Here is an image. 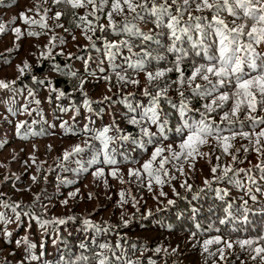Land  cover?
<instances>
[{"label":"trees","instance_id":"trees-1","mask_svg":"<svg viewBox=\"0 0 264 264\" xmlns=\"http://www.w3.org/2000/svg\"><path fill=\"white\" fill-rule=\"evenodd\" d=\"M109 9L110 3L103 12L92 15L91 5L74 9L51 0H0V24L5 27L0 32V80L15 81L10 88L0 89V212L12 221L0 222V264H98L97 254L101 252L108 257L106 264H126L127 260L137 259L139 264H264L259 257L252 260L255 253L239 244L226 250V261L215 255L222 244L210 245L208 253L202 249L205 239L217 235L231 241L253 239L256 243L252 247L264 246L258 240L264 235V137L256 135L264 129V123L245 119L246 111L231 116L229 101L222 109L207 114L205 122L212 124L215 131L208 143L199 145L194 158L184 159L185 153L179 148L188 130L177 129L185 120L199 121L206 111L204 105L211 103L213 96L235 91L234 79L216 85L212 95H203V89L192 91L196 84L210 90L206 81L198 77L189 85L184 79L191 75L194 65L207 62L203 49L210 55L218 54V40L209 25L212 13L196 12L194 4L188 9L194 16L207 17L200 23L208 35L196 48L186 37L179 42V47L188 53L180 64L184 77L173 70L149 82L146 73L174 69L180 55L167 50L169 38L160 35L167 29L155 28L150 17L136 21L143 31L151 29L154 37L144 45L152 58H145L139 37L99 28L108 24ZM58 11L62 15L54 19ZM21 12L29 22L20 17ZM221 15L229 22L233 19L227 12ZM113 19L121 22L117 29L122 28L123 17L114 15ZM184 20L188 21L187 14ZM42 23L47 27H41ZM17 27L19 34L13 31ZM190 35L193 41L199 36L195 29ZM122 40L133 45L132 51L117 43L118 50L114 49L109 57L107 45ZM242 40L247 42L248 38ZM256 48L264 52V45ZM25 61L29 67L21 75L17 66L22 68ZM137 62H142L144 68L129 66ZM245 73L255 75L256 71L245 67ZM161 89H167L157 104L160 120L167 121L163 135L147 117L140 124L129 122L133 117L139 119L152 106L151 96ZM145 90L150 95H145ZM182 99L188 105L183 115ZM224 112H229L233 123L221 118ZM252 115L264 119V110L258 107ZM20 121L24 123L17 132ZM141 127H148L157 136H144ZM102 132L104 136L97 139ZM242 132L249 135H240ZM125 135L129 139H119ZM216 136L230 137L228 153L223 151L225 142ZM76 145L83 151L66 160L63 154L71 153ZM168 145H172V152L167 150ZM157 146L165 151L145 171L142 165L150 160ZM175 152L181 155L174 157ZM105 153L117 163L104 164ZM162 158H167L163 168L159 163ZM93 159L96 162L90 163ZM224 166L245 171L230 173L231 182L227 178L213 179ZM213 167H217L216 173L211 171ZM97 169L103 172L94 176ZM130 169L139 175H129ZM113 170H117L116 175L111 174ZM205 180L211 182L209 186H205ZM184 185H192L191 190ZM217 189L227 190L229 195L221 200ZM249 189L256 201L247 194ZM168 200L174 203L169 205ZM244 201L252 209L247 221L242 218ZM229 202L235 218L220 224ZM4 204L19 205V226L12 208ZM69 216L74 219L69 221ZM61 218L65 224L56 223ZM85 219L103 231L86 226ZM44 221L51 223L45 225ZM5 228L12 233L7 239L3 236ZM105 243L109 248L101 249L99 245ZM157 247L169 251L157 253ZM172 248L176 252H171Z\"/></svg>","mask_w":264,"mask_h":264},{"label":"snow or ice","instance_id":"snow-or-ice-1","mask_svg":"<svg viewBox=\"0 0 264 264\" xmlns=\"http://www.w3.org/2000/svg\"><path fill=\"white\" fill-rule=\"evenodd\" d=\"M53 4H66L71 6L72 8H80L85 7L87 5H91L92 7V15H95L97 11L103 12L105 10V5L110 3V9L107 11V25H99L101 30L105 28H112L115 30H120L124 34L129 36L139 37L140 38V51L144 54L145 58H152V54L148 51L144 45L153 40V36L151 35V29L148 32L143 31L137 24V20H148L151 18V22L154 24L155 28H165L167 29V33H160V35L166 34L169 38L170 44L167 48L169 52L180 53L177 55V58L174 62L175 68L168 69H158L155 73L148 72L146 73L147 79L151 82L154 79H159L165 75V72H171L175 70L180 73V77H184V73L181 70L180 64L184 57L188 55L186 51H183L179 47V42H181L185 37L192 42V47L196 48V46L203 45L204 37L208 35L205 32L204 25L200 23V21L207 19V17L203 15L194 16L192 11L188 9L191 5H195V11L203 13L205 11L211 12L212 17L211 21H209L210 27L213 29V33L218 40L217 46V55L208 54L207 49H203L206 63L194 65L191 75L184 78L189 82L197 79L198 77L207 82V85L211 86L209 90L205 85L196 84L195 88L192 91H197L203 89V95H212L216 91V85H225L226 83L231 82V80H235V91L229 93L227 91L220 92L219 95L213 96L211 103H207L204 105L205 112L201 113V119L199 121H195L193 123H189L185 120L183 127L178 128L177 131H183V129H187V135L182 138V142L179 145V148L184 151V159H188L189 157L194 158L196 154H198L199 145L208 143V137L212 136L215 129L212 124L206 123L205 119L208 118L207 114L214 112L216 109H222L225 104L229 101H232V107L230 109V114L233 117H236L238 113L241 111H246L247 115L245 119H250L253 121L260 120L261 123H264V119L253 116L252 113L257 111L259 107L261 110H264V52H258L256 46L264 45V0H51ZM47 11V10H45ZM227 12L228 15L232 16L233 19L231 22L222 17L221 13ZM187 14L188 21H197V23L193 25H189L188 21L184 20V16ZM62 15L61 12H56L54 19H59ZM114 15H120L123 17L122 28L117 29L116 25L120 24V21H116L113 19ZM20 17L25 19L26 22L28 18L25 17L23 12L20 13ZM43 17H41V21H43ZM81 20H85V17H80ZM97 19L99 17L97 16ZM30 23H37L36 20H31ZM90 23V22H89ZM79 26V25H78ZM41 27H47L46 24H41ZM195 29V31L199 34L198 38L193 41V37L190 35V32ZM5 27L3 24H0V32H3ZM95 29H93L94 31ZM14 32L17 34L20 33V28H14ZM29 35H38L35 32H29ZM243 37H247V42L242 40ZM75 39V37H73ZM89 39H91L89 37ZM117 43L123 44L128 47L129 51H132L133 45L128 40H122L119 42H112L107 45L108 52L107 55L111 57L113 55V50H118ZM197 55H200V51H197ZM157 59H162L163 57H156ZM130 67H136L143 69L144 64L142 62H137L136 65H129ZM20 69L21 75L24 74V69L29 67L27 61L24 62L22 68L17 66ZM245 67L251 70H255V75H247L245 73ZM73 75H75L73 73ZM215 77V80L212 78ZM35 79V77H33ZM19 79V77H17ZM124 79V77H121ZM184 80L181 79L180 83H183ZM84 83L83 80L80 82ZM133 83H137V81H133ZM15 81H4L0 80V89H8ZM167 89H161L156 93V95L151 96L152 106L148 108L143 114L140 115V118L137 119L133 117L129 122L132 124H140L141 120L148 118L151 124H155L158 126L160 134L163 135L165 129L164 125L167 123L166 120L161 121L159 117V112L157 108L158 97L165 95ZM145 95H150L147 90H145ZM31 96L32 93L29 92ZM60 95H65V93L61 92ZM181 97L184 96L183 92H180ZM107 99V98H106ZM39 103V101H37ZM87 104V101H85ZM188 105L182 99L180 105L181 115L184 114L185 110H187ZM11 111V109H9ZM149 113L151 115H149ZM223 120H227L229 124L233 123V120L229 119V112H224L221 117ZM23 121L17 123V132H19L21 126L23 125ZM108 129H105L104 132H107ZM141 133L144 136L155 137L157 133L151 132L148 127H141ZM104 132L100 134V136L96 137L100 139L104 136ZM236 135L233 133V136ZM240 135L247 137L249 134L247 132H242ZM259 137H264V129H261L259 133H256ZM166 138V137H165ZM218 141L223 140L225 143L223 144V151L228 153L231 145L227 143L230 137H215ZM119 139L127 140L129 136H120ZM152 143L151 140L148 141ZM257 144L260 143L259 140L256 141ZM107 142H104V148H107ZM167 150L172 152V145L167 146ZM260 149H257L259 151ZM83 151V149L76 145L72 148V152H65L64 158L67 160L73 153H78ZM165 151L164 147L157 146L152 151V155L149 161H146L142 167L145 171H148L152 161L156 160L158 156L161 155ZM181 153L175 152L173 153L174 157H179ZM205 155H207L205 153ZM167 158L160 159L159 163L161 168H163L165 161ZM219 159V157H217ZM232 159L235 160V155L232 156ZM95 159H93L90 163H95ZM104 164L107 165H115L117 161L112 158L108 153H105V158L103 160ZM257 167H261V165H257ZM182 170V169H181ZM217 167H213L211 171L213 173L217 172ZM117 170L112 171V175H116ZM243 172L244 169H233L230 166H224L222 172L219 175L213 177L215 180H223L228 179L231 182L230 173L234 172ZM103 172L102 169H97L96 172L93 173L94 176L101 175ZM129 175H139L137 170H129ZM151 175V173H149ZM167 175V172H165ZM33 180L36 177H32ZM160 182L159 180L157 181ZM209 180H205V186L210 185ZM188 190H191L192 185H184ZM219 198L223 200L226 196L229 195L227 190L217 189ZM199 193H197L198 195ZM249 195H251V190H248ZM70 195H74V193H70ZM123 195V194H121ZM160 195H165V193L161 192ZM195 199V196L193 197ZM251 199L253 201L257 200L255 195H251ZM67 203V201H64ZM169 205L173 204L174 201L168 200ZM5 208H12L13 213L16 217L17 226H19L21 213L16 211L19 205L12 204H4ZM243 207V215L242 218L247 221L248 216L247 213L252 211L247 207V201H244ZM232 204L229 202L227 206L224 207V216L220 219V224H225L229 218H235L234 213L231 210ZM264 211V209H261ZM69 221L73 220L74 217L69 216L67 218ZM0 222L4 224L11 223V219L7 218L5 213L0 212ZM64 219H58L56 223L65 224ZM51 223L50 221H44V224L47 225ZM83 223L92 228L95 227L97 231H103V229L85 219ZM125 224L128 221H124ZM199 227V225H197ZM12 233L8 231L6 228L3 229V236L5 239L10 237ZM26 239V238H25ZM258 240L264 242V235L258 237ZM55 239L53 243H55ZM17 243H21V241H17ZM256 241L253 239H243L231 241L227 239H223L221 236L217 235L211 237L209 239H205L202 244L203 252H209L210 245H221V247L217 248L215 255L219 256L221 261L227 260V252L226 250H231L234 244H239L240 247L250 248L255 255L251 256L252 260H256L259 257L260 260L264 261V246H255L252 247ZM34 246V245H32ZM99 247L101 249L109 248L108 244H100ZM157 253L161 251L168 252V249H162L160 247L155 248L154 250ZM171 252H176L175 248L171 249ZM212 254V253H210ZM100 259L98 260V264H106L108 257L103 255V253L97 254ZM35 259V257H33ZM63 259V258H62ZM79 259L87 260L88 257H80ZM126 264H139V260H127ZM241 264H244L242 261Z\"/></svg>","mask_w":264,"mask_h":264},{"label":"rangeland","instance_id":"rangeland-1","mask_svg":"<svg viewBox=\"0 0 264 264\" xmlns=\"http://www.w3.org/2000/svg\"><path fill=\"white\" fill-rule=\"evenodd\" d=\"M29 185H30V184H29ZM29 185H27V186H29ZM27 186H26V187H27ZM26 187H25V188H26Z\"/></svg>","mask_w":264,"mask_h":264}]
</instances>
